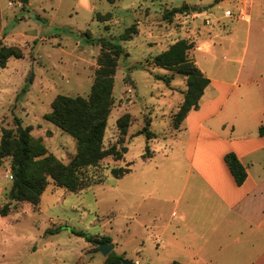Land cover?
I'll use <instances>...</instances> for the list:
<instances>
[{
    "label": "rangeland",
    "instance_id": "1",
    "mask_svg": "<svg viewBox=\"0 0 264 264\" xmlns=\"http://www.w3.org/2000/svg\"><path fill=\"white\" fill-rule=\"evenodd\" d=\"M183 4L189 7L187 13L177 14L171 21L162 19L166 10ZM202 8L205 17L202 14L197 18L195 14ZM226 9L231 17L225 25L230 29L241 26L234 20L238 16L235 0H115L114 4L108 0H21L20 4L0 0V43L17 47L22 53V58H10L5 68L0 67V139L4 129L15 130L18 120L23 128H30L31 138L61 163L67 164L75 155L74 139L44 116L50 113L57 95L88 96L99 47L88 42L86 33L93 39H112L123 49L114 76L105 147L119 139L117 120L123 115L130 117L122 144L127 152L122 160L108 157L83 172L102 178V182L71 193L49 181L36 206L12 203L11 213L0 217V264L105 263L107 256L99 253L97 245L71 231L97 240L108 238L114 246L111 253L134 264H226V242H203L208 234L197 230L196 216L177 202L179 177L171 176L175 168L169 161L172 147L168 143L182 123L176 127L174 118L183 102L186 79L147 66L152 57L184 37L193 42L188 58L205 77L219 74L222 54L215 55L219 61L214 68L200 53L194 58L193 54L200 42H217L212 36L216 26L207 21L211 19L209 14L223 16ZM105 14H110L111 20L98 21L97 15ZM192 19L201 24L190 26ZM133 23H137V36L119 41V35ZM217 25L223 26L220 22ZM165 28L177 35L164 37V41L158 36ZM243 31L235 33L236 49L242 43ZM168 76L172 78L169 83L161 79ZM210 93L207 91L206 97ZM146 121L155 134L149 141L137 135ZM146 146L149 159L142 158ZM175 149L181 152L179 146ZM128 163V174L113 177L112 168ZM9 175L10 159L6 158L0 163V206L8 202L12 187ZM183 212L187 213L184 221L180 219ZM197 247L202 251L191 260Z\"/></svg>",
    "mask_w": 264,
    "mask_h": 264
},
{
    "label": "crops",
    "instance_id": "2",
    "mask_svg": "<svg viewBox=\"0 0 264 264\" xmlns=\"http://www.w3.org/2000/svg\"><path fill=\"white\" fill-rule=\"evenodd\" d=\"M234 10L238 15L234 20L242 25L233 29L225 25L229 17L209 14L207 23L215 24L212 36L217 42H200L193 58L200 53L213 68L219 61L216 54L224 59L219 74L207 76L209 84L198 108L188 112L168 143L172 147L169 161L175 168L171 176L179 177L177 202L196 216L197 230L208 234L203 242H226V264H264V136L258 134L264 125V0H235ZM204 13L202 8L195 15L205 17ZM195 20H190V26L197 28L201 22ZM238 29L244 31L236 49ZM175 35L176 31L165 28L158 37L166 41L164 37ZM221 43L229 46L221 47ZM207 91L211 92L208 97ZM229 153L245 168L247 176L240 186L224 162ZM186 214L180 216L182 221ZM201 251L197 247L191 260Z\"/></svg>",
    "mask_w": 264,
    "mask_h": 264
},
{
    "label": "trees",
    "instance_id": "3",
    "mask_svg": "<svg viewBox=\"0 0 264 264\" xmlns=\"http://www.w3.org/2000/svg\"><path fill=\"white\" fill-rule=\"evenodd\" d=\"M108 1L111 4L115 3V0ZM23 2L26 3L27 0ZM188 10L189 7L186 4L171 8L163 13L162 19L171 21L175 15L187 13ZM97 19L100 22H108L111 20V15H97ZM137 34V23H133L119 35L118 40L130 41ZM85 37L89 43L99 47L97 68L88 96L57 95L51 104L50 113L44 116L46 121L74 139L75 155L67 164L61 163L53 155L47 153L39 141H34L30 136V128H23L18 120H16L15 130L4 129L0 139V163L6 158L10 159L12 187L8 193V202L0 206V217L2 218L11 213L12 203L27 202L36 206L49 181L56 187L64 188L71 193L102 182V178L86 176L83 172L88 168L97 167L108 157L114 161H120L127 152L122 144L130 125L129 115H123L116 122L119 133L117 143L108 147L103 145L107 119L113 103L114 76L123 49L121 45L106 37L93 39L88 33ZM192 48L193 42L180 39L147 62V66L152 65L186 79L183 102L174 118L176 127L184 120L188 112L198 108L199 100L209 84V79L188 58V52ZM10 58H22L21 51L17 47H7L0 43V67L5 68ZM156 78L160 79L158 76ZM161 79L167 83L172 80L171 76ZM148 127L149 121H146L145 126L137 132V135H144L147 141L155 138V134L150 132ZM258 134L264 136V125L259 127ZM142 158H151L148 146L145 147ZM224 162L235 184L242 185L247 174L236 156L232 153L226 154ZM130 166L131 164L128 163L125 167L112 168L111 174L117 179L122 178L130 172ZM47 233H50V230H47ZM71 233L97 246L100 243H110L106 237L97 240L85 236L82 232L71 231ZM121 261V256L110 253L104 264H121ZM171 264L178 263L172 262Z\"/></svg>",
    "mask_w": 264,
    "mask_h": 264
},
{
    "label": "water",
    "instance_id": "4",
    "mask_svg": "<svg viewBox=\"0 0 264 264\" xmlns=\"http://www.w3.org/2000/svg\"><path fill=\"white\" fill-rule=\"evenodd\" d=\"M113 248L114 246L111 245L110 243H100L98 245V251L104 257L108 256L112 252ZM121 264H134V263L127 260H122Z\"/></svg>",
    "mask_w": 264,
    "mask_h": 264
},
{
    "label": "built area",
    "instance_id": "5",
    "mask_svg": "<svg viewBox=\"0 0 264 264\" xmlns=\"http://www.w3.org/2000/svg\"><path fill=\"white\" fill-rule=\"evenodd\" d=\"M15 1H16L18 4H20V2H21V0H15ZM8 5L11 6L12 3L9 2ZM224 15H225L226 17H231V13H230V11H226V12L224 13ZM9 177H10V179H11V175H9Z\"/></svg>",
    "mask_w": 264,
    "mask_h": 264
}]
</instances>
